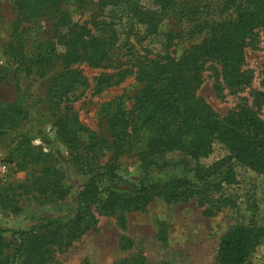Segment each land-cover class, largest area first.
Masks as SVG:
<instances>
[{"label":"trees","instance_id":"16d2710c","mask_svg":"<svg viewBox=\"0 0 264 264\" xmlns=\"http://www.w3.org/2000/svg\"><path fill=\"white\" fill-rule=\"evenodd\" d=\"M66 1L12 0L17 19L9 47L11 60L19 66L13 70L6 65L0 67V81L5 79L3 71L7 68L16 78L37 75L49 82L53 124L69 154L65 157L58 152L56 158L70 169H78L85 181L69 216L44 217L27 230H11L13 243L4 236L8 230L0 228V264H50L96 227L97 215L121 216L119 224L124 227L123 214L144 211L155 197L167 203L194 199L204 207L203 213L215 215L230 202L222 190L236 181L234 163L264 170V120L257 112L264 103V92L256 94L255 107L244 103L224 116L213 112L197 95L202 72L211 60L218 62L221 79L230 91L250 83L252 73L244 67V52L261 33L264 35V0H150V5L141 0H70L79 10L91 5L93 12L108 7L118 11L111 17L81 23L71 19ZM167 16L171 27L163 35V54L140 56L130 68L124 65L116 72L101 74L98 90L95 85L99 91L102 86L123 81L132 72L137 84L133 93L117 95L100 105L101 130L82 123L68 104L72 94L87 86L74 64L107 67L120 49L133 48L131 36L143 40L155 34L157 24ZM123 19L128 29L122 41L116 26ZM34 21L45 22L48 27L32 37L23 51L20 39ZM139 25L145 28L143 32L138 30ZM184 42L186 46L178 50ZM27 119V109L15 102H0V136L18 130L19 123ZM33 133L49 144L41 128ZM17 134L21 153L18 166L28 165L30 172L24 183L0 186V211L10 214L20 212L25 196L55 203L68 194L60 165L52 163L48 153L25 145L26 133ZM214 144L220 145L225 154L202 164L200 160L212 154ZM132 147L137 149L141 175L137 183L116 172L117 158ZM174 152L184 158L167 157ZM157 174L166 178L157 180ZM104 180L123 183L127 188L119 191L104 186ZM260 235L251 227L228 230L219 240L217 263L250 264L249 253ZM159 239H166L162 232ZM114 264L150 263L143 255L132 254Z\"/></svg>","mask_w":264,"mask_h":264},{"label":"rangeland","instance_id":"374dc122","mask_svg":"<svg viewBox=\"0 0 264 264\" xmlns=\"http://www.w3.org/2000/svg\"><path fill=\"white\" fill-rule=\"evenodd\" d=\"M141 1L145 5H150V0ZM65 7L71 19L77 23L84 20L91 22L94 18L100 19L102 16L111 17L118 12L115 8L109 7L103 11L93 12L91 5L85 10H79L72 5L70 0L66 1ZM16 19L12 0H0L1 69L5 68V65L12 70L19 66L11 60L9 47L13 31L16 30ZM169 21L168 16L163 17L157 24L158 31L143 40L140 37L131 36L133 48L120 49L114 54V60L107 67L95 68L84 62L74 64V67L85 77L87 86L72 94L68 104L78 113L82 123L93 130H101L100 105L117 95L129 96L133 93L137 84L132 72H129L123 81L111 86H102L99 91H96L98 84H101L98 78L103 73L116 72L124 65L130 68L140 56L161 54L163 52L161 44L164 45L165 42L163 35L171 27L167 23ZM89 22L88 28L91 27ZM27 27L28 30L20 39L21 43L23 42L21 44L23 51L27 49L26 43L30 45L32 37H35L37 33H43L48 26L45 22L34 21ZM116 27L120 40L123 41L128 23L123 19L122 23ZM137 28L141 32L145 30L142 25ZM25 37L28 38L27 42H25ZM185 46L184 42L176 47L181 50ZM244 58V67L251 71L252 79L248 85L236 91H230L225 87L220 76V66L216 60L207 62L204 67L202 83L197 90V95L203 98L213 112L219 116H224L244 103L255 107L253 102L256 94L264 92V35L262 33L254 45L245 49ZM11 69L9 71L6 68L5 72L3 71L6 77L0 81V102L9 104L15 102L18 106L27 109L28 119L19 123L18 130H10L0 136V159L9 164L10 168L8 177L0 182V186L9 183H24L28 180L30 167L28 165L25 168L18 166L21 153L20 143H17L19 142L17 133L22 135L26 133V136H20L25 139V145H32L48 153L52 163L60 165L64 172L63 183L68 189L65 198L55 203H47L42 199L35 200L25 196L20 202L21 210L18 214L0 211V228L8 230L4 236L7 241L13 243L11 230H27L44 217L69 216L75 206V195L83 185L85 177L79 173L78 169H70L56 158L55 153L58 152L65 157L69 154L66 147L58 140L53 124L51 108L53 100L48 92L49 82L37 75L29 78L22 76L16 78ZM257 112L264 120V103L257 108ZM40 128L49 144L34 137L33 132ZM136 152V147H132L116 160V172L134 183H137L141 176ZM223 154L225 151L220 145L214 144L212 154L208 158L201 159L200 162L210 164ZM167 157L184 158L178 152L169 153ZM104 158L102 157V161ZM7 160L11 161L7 162ZM233 167L236 181L222 190V194L228 197L230 202L215 215L203 213L204 207H200L194 199L167 203L162 197H155L144 211L123 214L124 227L119 224L121 216L110 213L97 215L96 227L73 242L67 251L56 255L50 264H114L132 254L143 255L150 264L161 261H168L172 264H218L216 252L219 240L225 232L237 226L251 227L261 232L258 242L249 253L248 262L264 264V170L255 171L239 163H234ZM164 178H166L165 174L156 175L157 180ZM102 185L114 186L119 191L127 188L123 183L112 184L106 180L102 182ZM161 232L166 237L165 241L159 239ZM122 238H126L128 242L123 241ZM122 241L126 242L125 247L121 245Z\"/></svg>","mask_w":264,"mask_h":264},{"label":"built area","instance_id":"2783aa9c","mask_svg":"<svg viewBox=\"0 0 264 264\" xmlns=\"http://www.w3.org/2000/svg\"><path fill=\"white\" fill-rule=\"evenodd\" d=\"M9 169V164L0 159V182L8 177Z\"/></svg>","mask_w":264,"mask_h":264}]
</instances>
